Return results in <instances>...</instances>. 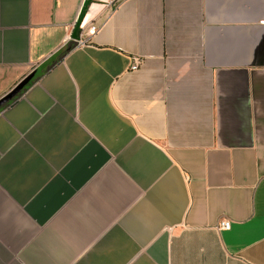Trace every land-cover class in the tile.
I'll use <instances>...</instances> for the list:
<instances>
[{
  "label": "crops",
  "instance_id": "0c3cea01",
  "mask_svg": "<svg viewBox=\"0 0 264 264\" xmlns=\"http://www.w3.org/2000/svg\"><path fill=\"white\" fill-rule=\"evenodd\" d=\"M32 70L0 264H264V0H0V97Z\"/></svg>",
  "mask_w": 264,
  "mask_h": 264
},
{
  "label": "built area",
  "instance_id": "2783aa9c",
  "mask_svg": "<svg viewBox=\"0 0 264 264\" xmlns=\"http://www.w3.org/2000/svg\"><path fill=\"white\" fill-rule=\"evenodd\" d=\"M96 1H102L106 5H120L125 0H96ZM79 28L82 30L80 38L77 40V44L81 45L88 41V39L93 36L98 30L99 25L96 24V20L92 16L91 12H88V10L84 13V16L82 20L79 23ZM143 63V58L141 56H133L132 57V63L130 66L131 70H137L141 64ZM220 229H230L231 227V221L230 220H223L220 223Z\"/></svg>",
  "mask_w": 264,
  "mask_h": 264
},
{
  "label": "water",
  "instance_id": "95a60500",
  "mask_svg": "<svg viewBox=\"0 0 264 264\" xmlns=\"http://www.w3.org/2000/svg\"><path fill=\"white\" fill-rule=\"evenodd\" d=\"M37 71L32 70L27 74L16 86H14L9 92L0 97V108L7 102H9L14 96L20 93L26 86L34 79Z\"/></svg>",
  "mask_w": 264,
  "mask_h": 264
},
{
  "label": "trees",
  "instance_id": "16d2710c",
  "mask_svg": "<svg viewBox=\"0 0 264 264\" xmlns=\"http://www.w3.org/2000/svg\"><path fill=\"white\" fill-rule=\"evenodd\" d=\"M72 47H73V45L67 46V47L64 49V51H62V52L60 53L59 56L61 57L64 53H66V52H67L68 50H70ZM29 84H30V83H29ZM29 84H28V85H29ZM14 99H15V98H14ZM5 105H7V104H5ZM5 105H4V106H5Z\"/></svg>",
  "mask_w": 264,
  "mask_h": 264
},
{
  "label": "flooded vegetation",
  "instance_id": "af4514ba",
  "mask_svg": "<svg viewBox=\"0 0 264 264\" xmlns=\"http://www.w3.org/2000/svg\"><path fill=\"white\" fill-rule=\"evenodd\" d=\"M18 94H19V93H18ZM18 94H17L16 96H14L9 102H11L14 98H16V97L18 96ZM9 102H7V103H5V104H8ZM5 104H4V105H5ZM4 105H3V106H4Z\"/></svg>",
  "mask_w": 264,
  "mask_h": 264
}]
</instances>
